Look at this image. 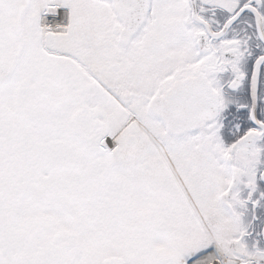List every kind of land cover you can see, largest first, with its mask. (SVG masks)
Wrapping results in <instances>:
<instances>
[{"label": "snow or ice", "instance_id": "6c2138e0", "mask_svg": "<svg viewBox=\"0 0 264 264\" xmlns=\"http://www.w3.org/2000/svg\"><path fill=\"white\" fill-rule=\"evenodd\" d=\"M0 264H264V0H0Z\"/></svg>", "mask_w": 264, "mask_h": 264}]
</instances>
